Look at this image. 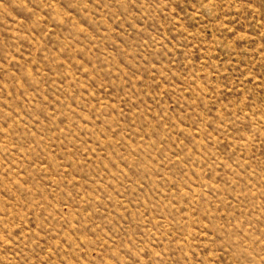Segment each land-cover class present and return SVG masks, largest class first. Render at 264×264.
<instances>
[{
	"label": "rangeland",
	"instance_id": "obj_1",
	"mask_svg": "<svg viewBox=\"0 0 264 264\" xmlns=\"http://www.w3.org/2000/svg\"><path fill=\"white\" fill-rule=\"evenodd\" d=\"M0 264H264V0H0Z\"/></svg>",
	"mask_w": 264,
	"mask_h": 264
}]
</instances>
